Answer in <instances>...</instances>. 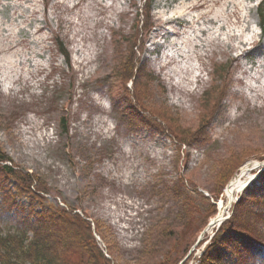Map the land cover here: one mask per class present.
<instances>
[{"label": "rangeland", "instance_id": "374dc122", "mask_svg": "<svg viewBox=\"0 0 264 264\" xmlns=\"http://www.w3.org/2000/svg\"><path fill=\"white\" fill-rule=\"evenodd\" d=\"M150 1L152 29L140 59L165 94L157 91L147 106L167 108L182 128L195 130L214 66L231 61L222 109L180 149L155 126L131 128L118 113L123 90L110 76L126 45L116 50V34H133L141 0H0V146L96 221L118 264H154L167 253L179 260L193 241L191 226L207 213L199 194L218 188L221 162L246 159L237 175L247 167L242 181L255 193L264 180V26L256 12L264 0ZM63 110L68 137L59 127ZM220 202L217 214L230 216L225 192ZM11 218L0 219V232ZM237 242L222 244L226 260ZM204 247L194 243L190 250L200 254L190 264Z\"/></svg>", "mask_w": 264, "mask_h": 264}, {"label": "trees", "instance_id": "16d2710c", "mask_svg": "<svg viewBox=\"0 0 264 264\" xmlns=\"http://www.w3.org/2000/svg\"><path fill=\"white\" fill-rule=\"evenodd\" d=\"M141 2L133 34H116V50L123 46L122 43L126 45V53L118 50L119 63L110 76L120 82L123 90L122 108L118 113L123 123H128L131 128L140 122L146 126H155L160 132L167 133L179 149L187 147L190 141L203 135L212 118L222 109V102L230 86L231 61L214 66L212 83L200 98L201 111L195 130L182 128L167 108L147 106L148 99L157 91L164 95L165 89L157 83L158 77L144 71L146 65L140 59L144 47L143 35L152 29L151 1ZM256 12L263 27L264 1L257 5ZM53 43L69 65L70 55L59 37L55 36ZM64 111L59 118V127L61 133L68 137L70 124ZM245 160L236 155L220 163L218 188L210 193L215 203L223 198L225 187L237 175ZM261 176L264 179V172ZM261 182L262 187L258 193L253 188H246L247 192L231 205L229 218L212 231V236L210 233L204 234L198 243L204 228L217 214L216 204L199 194L200 200L207 204V213L202 216L203 221L199 227L196 224L191 226L195 230L192 243L179 260L174 261L172 253H167L154 264H190L194 255L190 254L187 259L185 256L194 243H198L197 247L205 243L200 257L194 261L196 264H264V180ZM87 184V177L80 174L77 177L79 190L84 191ZM196 190L188 189L195 194ZM11 213V223L4 232H0V264H118L112 245L106 243L104 236H100L99 224L89 221L67 199L54 195L40 176L14 164L0 146V219ZM184 227H187V222ZM95 235L105 244L109 258L100 249ZM232 237L235 242H239L233 244L229 250V260H226L221 251L222 244Z\"/></svg>", "mask_w": 264, "mask_h": 264}, {"label": "bare ground", "instance_id": "6f19581e", "mask_svg": "<svg viewBox=\"0 0 264 264\" xmlns=\"http://www.w3.org/2000/svg\"><path fill=\"white\" fill-rule=\"evenodd\" d=\"M178 56V55H177ZM247 167L242 169L240 174L237 175L230 183L229 185L225 188V195L228 200V202H233L234 195L239 194L242 191H244L247 187L248 184L246 181H242V177L244 174L247 172ZM222 216L219 214L218 219H221Z\"/></svg>", "mask_w": 264, "mask_h": 264}]
</instances>
